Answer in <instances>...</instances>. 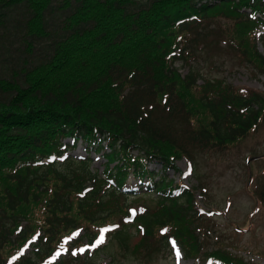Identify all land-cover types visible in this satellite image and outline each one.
I'll return each mask as SVG.
<instances>
[{
	"label": "trees",
	"instance_id": "1",
	"mask_svg": "<svg viewBox=\"0 0 264 264\" xmlns=\"http://www.w3.org/2000/svg\"><path fill=\"white\" fill-rule=\"evenodd\" d=\"M262 17L264 0H0V38L15 29L27 51L42 40L45 55L20 82L0 75V264H96L109 246L112 261L149 262L171 241L213 264H258L223 245L202 250L208 229L197 188L146 165L176 170L184 158L193 167L192 147L226 149L256 130L263 92L217 76L197 83L199 72L173 64L224 42L233 59L264 73L255 41ZM67 137L72 144L62 142ZM79 140L103 150L102 172L89 157L62 159ZM131 174L145 179L139 192L127 185ZM245 219L236 227H247ZM78 228L74 246L101 237L107 245L73 254L65 239ZM28 244L35 248L24 253Z\"/></svg>",
	"mask_w": 264,
	"mask_h": 264
},
{
	"label": "rangeland",
	"instance_id": "2",
	"mask_svg": "<svg viewBox=\"0 0 264 264\" xmlns=\"http://www.w3.org/2000/svg\"><path fill=\"white\" fill-rule=\"evenodd\" d=\"M48 19L52 20V23H59L57 14H48ZM26 42L29 41L27 39L24 41L15 29H9L8 33L0 38V75L2 77L20 82L22 71L29 68L40 56H45L42 55L44 45L42 40L34 46L35 49L32 47L30 51L25 49ZM3 44L5 47L2 48ZM205 46L207 48L197 52L196 58L188 61L178 60L174 63V67H177L182 74L195 69L206 76L223 77L231 85L264 91V74L253 72L250 66H245L237 58L233 59V49L223 47L222 44L219 46L206 43ZM257 49L264 55V44L261 41L258 42ZM201 76H198V82H201ZM69 141L64 139L63 142ZM84 146L79 142L73 151H69V154L78 157L86 156L87 151ZM227 147L215 151L192 147L193 170L191 169L189 173L185 160L180 159L175 162L178 170L167 168L165 176L174 181L181 179L187 186L197 187V189L204 187L203 191L197 190L198 207L204 209L208 215L204 214L205 222L200 223L205 228L209 227L208 237L204 236L200 239L203 249L212 248L214 245L222 246V244L226 249L233 246L236 252L241 253L246 259L264 264V257L258 254V251H264V207L257 204L254 199L255 196L257 197L256 189H259V185L261 186L264 182V122L257 133L241 139L239 144ZM101 153L102 151L99 154L95 152L89 154L92 158V168L98 171L103 169L105 162ZM147 169L156 171L160 169V165L157 162H150ZM128 183L133 185L137 183V180L130 177ZM213 209L217 211L208 212ZM247 215H251L252 228L242 231L235 227L236 224L240 226L246 224ZM79 234L80 232L75 233L72 238ZM134 236L133 244L139 237L138 234ZM87 247L83 249L84 252L90 251L95 255V252L89 250V246ZM33 248V246L26 247L24 252L30 253L31 249L34 250ZM109 252L114 254L115 246L106 248L95 262L98 264L100 262L102 264H198L196 259L185 256L176 244H172L166 252L154 253L149 262H146L147 260L139 262L134 256L123 258L121 255H117L111 261L107 257Z\"/></svg>",
	"mask_w": 264,
	"mask_h": 264
},
{
	"label": "snow or ice",
	"instance_id": "3",
	"mask_svg": "<svg viewBox=\"0 0 264 264\" xmlns=\"http://www.w3.org/2000/svg\"><path fill=\"white\" fill-rule=\"evenodd\" d=\"M73 254H75V253H73Z\"/></svg>",
	"mask_w": 264,
	"mask_h": 264
}]
</instances>
